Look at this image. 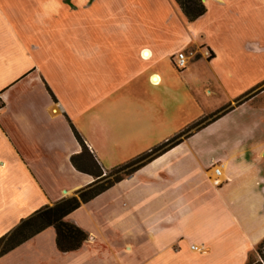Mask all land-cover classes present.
<instances>
[{
	"label": "crops",
	"instance_id": "1",
	"mask_svg": "<svg viewBox=\"0 0 264 264\" xmlns=\"http://www.w3.org/2000/svg\"><path fill=\"white\" fill-rule=\"evenodd\" d=\"M202 2L190 22L175 0H0V239L95 182L72 164L75 132L106 171L185 133L66 217L79 250L50 227L0 264L248 263L264 242V1Z\"/></svg>",
	"mask_w": 264,
	"mask_h": 264
},
{
	"label": "trees",
	"instance_id": "2",
	"mask_svg": "<svg viewBox=\"0 0 264 264\" xmlns=\"http://www.w3.org/2000/svg\"><path fill=\"white\" fill-rule=\"evenodd\" d=\"M185 17L190 22L203 17L207 8L202 0H175ZM77 140L82 146V152L72 158L75 169L95 179V182L77 193V197L64 199L52 207H45L22 223L10 234L0 239V257L29 241L36 235L52 227L57 234V248L62 253L79 250L88 240V235L75 225L66 222V217L78 210L82 205L89 203L96 197L111 189L114 185L133 175L137 170L154 158L166 153L183 141L185 133L176 137L152 152L134 160L126 166L110 170V175L104 174L94 155L85 145L82 138L75 132ZM110 178H113L110 180ZM260 257L264 263V242L257 248L247 264H263L256 262Z\"/></svg>",
	"mask_w": 264,
	"mask_h": 264
},
{
	"label": "built area",
	"instance_id": "3",
	"mask_svg": "<svg viewBox=\"0 0 264 264\" xmlns=\"http://www.w3.org/2000/svg\"><path fill=\"white\" fill-rule=\"evenodd\" d=\"M207 56H209V53L206 54ZM195 56V53H190L189 55L186 54V53H180L178 54L177 56V59H176V62H175V65L176 67L179 69V70H184L187 68L188 64H189V60L191 57H194ZM210 58V57H209ZM4 107V103H3V100H2V97L0 96V110ZM215 174L217 176H219L221 173H220V170L219 169H216L215 171ZM192 249L194 250H197V248L195 247H192ZM262 263H263V260H260ZM264 264V263H263Z\"/></svg>",
	"mask_w": 264,
	"mask_h": 264
},
{
	"label": "rangeland",
	"instance_id": "4",
	"mask_svg": "<svg viewBox=\"0 0 264 264\" xmlns=\"http://www.w3.org/2000/svg\"><path fill=\"white\" fill-rule=\"evenodd\" d=\"M264 1V0H263ZM259 12L264 16V4L262 5V6H260V8H259ZM191 53H194V52H191ZM190 54V53H189ZM188 54V55H189ZM209 57H211V55L209 54V56H208V58ZM165 139H162V140H158V142H160V141H164ZM149 143L151 142L152 143V140H147ZM156 142V141H155ZM154 142V143H155ZM155 145V144H154ZM154 147H156V146H153V148ZM121 156L120 157H122V159H124V160H130L131 158H129L130 157V155H126L125 154V152H123L122 154H120ZM143 155H145V154H143ZM119 157V158H120ZM135 159V158H134ZM133 160V159H132ZM131 160V161H132ZM133 162V161H132ZM129 163H131L130 161H129ZM128 162H118V163H116V164H113V165H111L110 167H109V169L105 172L104 171V174H107V175H110V173H111V171H109V170H113V169H117V168H120V167H123V166H126V165H128L129 164ZM113 178H110V180H112ZM264 259V258H263ZM255 260H256V262H260V260H262L260 257H256L255 258Z\"/></svg>",
	"mask_w": 264,
	"mask_h": 264
},
{
	"label": "water",
	"instance_id": "5",
	"mask_svg": "<svg viewBox=\"0 0 264 264\" xmlns=\"http://www.w3.org/2000/svg\"><path fill=\"white\" fill-rule=\"evenodd\" d=\"M202 1H204V0H202Z\"/></svg>",
	"mask_w": 264,
	"mask_h": 264
}]
</instances>
